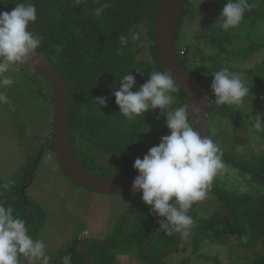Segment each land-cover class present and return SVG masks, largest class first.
<instances>
[{"label": "trees", "instance_id": "trees-1", "mask_svg": "<svg viewBox=\"0 0 264 264\" xmlns=\"http://www.w3.org/2000/svg\"><path fill=\"white\" fill-rule=\"evenodd\" d=\"M200 1L205 0L185 2L175 39L176 55L185 71L206 90L209 100H214L209 81L215 71L228 68L230 72L243 73L241 78L250 87V95L245 97L248 100L246 105L252 103L251 107L248 106L249 110L244 111L210 102L206 110L209 138L216 144L217 138L212 131L216 119L221 117L249 129L251 136L256 134L264 139V126L260 129L254 127V116L264 112V54L258 63L247 69L235 68L229 63L230 60L246 61L264 49V0H247L251 5L250 10L245 11L238 26L229 30H223L218 21L226 0H208L213 11H210L209 17L203 10L199 13V25L190 32L191 43L185 46L176 44L188 18H196L195 12L199 8L196 5L200 6ZM21 2L35 5L37 20L29 25V30L43 38L37 51L51 62L65 83L67 130L78 161L83 168L97 176H137L133 169L135 159H142L151 147L158 145L162 136L170 133L159 109L132 119L119 114L113 92L118 90L120 79L127 73L135 76V91L146 82L152 71H165L153 37V21L160 0H0V12L11 11L16 3ZM103 5L107 7L97 15L96 10ZM134 32L140 34L135 42L131 39ZM121 35L128 36L129 42L121 54H117L120 48L118 37ZM200 45L205 46L206 52ZM57 46L61 49L59 52ZM207 49H213V52ZM20 65L25 68L20 72L21 77L32 86L36 99L47 105L49 122L45 132L37 136L38 147L27 165L22 166L13 178H0V202L6 207L11 206L13 214L26 221L29 235L35 239L45 214L37 203L26 197V193L27 205L24 208L21 188L28 182L39 151L43 150L39 163L45 153L51 152L59 173L61 171L70 177L55 154L52 134L54 96L51 88L29 66ZM177 89L173 93L174 103L180 106L186 103V99L178 84ZM97 97H105L107 106L97 107L93 102ZM261 117L264 123V116ZM222 153L226 167L235 170L241 180L264 189V150L238 153L233 142L232 147L222 150ZM5 184L7 188L3 187ZM134 212L137 211L116 216L111 238L106 241L114 243L112 246L88 243L78 249L79 240H76L63 251L53 254L49 264H63L65 255H71V264H82L86 261V254L90 258L87 264H115L114 253L125 252L131 253L141 264H171L164 262L163 257L151 258L143 251V243L155 221L151 214L131 219L125 239L117 242L123 236L125 218ZM188 215L194 221L188 230L187 246L190 245L192 249L188 255H194L203 262L220 264L216 255L210 257L203 253L204 248L207 251L219 245L228 248L234 245L240 252L249 253V257L246 254L243 259L236 253V262L239 258L241 260L237 264H264V192L252 196L248 192L227 189L217 175L206 198L194 203ZM158 226L147 245L150 254L175 245V233L169 236L164 231H158ZM230 240L233 242L229 243ZM183 250L187 251L186 247ZM190 256L183 259L182 264H190Z\"/></svg>", "mask_w": 264, "mask_h": 264}, {"label": "clouds", "instance_id": "clouds-1", "mask_svg": "<svg viewBox=\"0 0 264 264\" xmlns=\"http://www.w3.org/2000/svg\"><path fill=\"white\" fill-rule=\"evenodd\" d=\"M107 5L96 10L99 15ZM251 5L247 0H226L218 21L223 30L238 26L246 10ZM37 20V9L31 2L16 3L11 11L0 12V89L15 83L9 75L14 64L36 63L37 49L42 37L29 30V25ZM198 27V24L195 25ZM140 38L139 32L131 34L133 42ZM121 54L128 45L129 37H118ZM61 49L57 46V52ZM139 73V72H137ZM210 84L214 100L207 96L201 101L216 105H240L250 95V87L237 73L222 68L212 74ZM134 75L125 74L113 92L119 114L132 119L141 114L159 109L164 115L169 135L162 136L158 145L151 147L143 158H136L133 169L138 175L133 180L131 191L141 193V200L148 207L149 214L157 217V223L165 234L183 231L185 236L194 221L188 215L189 209L206 198L215 177L225 170L222 150L208 136H201L199 124L201 108L185 103L174 106L173 93L177 83L169 71H152L149 78L135 91ZM97 107H106L105 97L93 101ZM6 93L0 90V104H10ZM191 111L194 120H190ZM256 129L264 126L260 115L254 116ZM7 188L8 185H3ZM11 206L0 202V264H20L23 256L28 261L49 264L46 245L43 240L29 235L26 221L13 214ZM246 240V238H245ZM63 264H71V255H65Z\"/></svg>", "mask_w": 264, "mask_h": 264}, {"label": "rangeland", "instance_id": "rangeland-1", "mask_svg": "<svg viewBox=\"0 0 264 264\" xmlns=\"http://www.w3.org/2000/svg\"><path fill=\"white\" fill-rule=\"evenodd\" d=\"M199 4L200 6L196 5L199 7L198 12H195L196 18L194 20L188 18L187 23L181 28L180 41L176 44L183 46L190 44V32H193L195 25L198 24L199 13L203 10L206 12V16L208 13L207 17H209L210 11H213L208 0L200 1ZM200 46L206 52L205 46ZM207 51L213 52V49L212 51L207 49ZM263 54L264 49L246 61L230 60L229 63L233 64L235 68L247 69L258 63ZM21 70L25 71L23 65H12L8 74L15 79V83L0 89L11 101L10 104H0V178L2 179L13 178L19 173L22 166L27 165L28 159L38 147L37 136L45 132L49 122L47 105L36 99L32 86L21 77ZM237 74L243 76V73ZM30 75L32 76V74ZM211 81L212 79L209 81V88ZM244 99L242 104L230 106L234 109L248 111L252 103L246 105L248 100ZM174 106H176L175 103ZM260 116H264V112ZM149 134L152 135V133ZM212 134L217 138L216 144L221 150L230 149L233 142L238 153L248 154L249 151L264 150V139H260L256 134L251 136L249 129L239 124H233L226 118L218 117L216 119ZM152 140L156 141L154 137ZM218 178L226 185L227 189L248 192L252 196L264 192V189L246 184L235 170L227 167L218 174ZM25 193L26 197L37 203L45 214L44 222L35 239L44 241L49 257L63 251L66 246L68 247L76 240L91 239L92 242H98L105 246L113 245L106 241L111 238L110 232L116 216L130 211L148 210L141 200V193L104 195L87 191L75 185L61 171L59 173L55 156L51 152L45 153L42 157L34 173L31 186ZM159 230L163 231L160 226H158ZM188 236H185L181 231L180 247L170 254L163 255L164 262L182 264L183 259L190 256L188 254H191L192 249H190V245L187 246ZM232 242L233 240L229 241V243ZM183 247H186L187 251L183 250ZM206 249L204 248L203 253L210 257L216 255L220 264H237L238 261H241L240 258L243 259L246 254V257H249V253L240 252L234 245L231 248L219 245L213 247L212 250L205 251ZM236 253L240 257L237 262ZM114 254L115 264H141L139 260L132 257L131 253ZM190 257V264H215L213 261H200L194 255ZM20 264H40V261L30 262L21 256ZM242 264L246 263L242 262Z\"/></svg>", "mask_w": 264, "mask_h": 264}, {"label": "water", "instance_id": "water-1", "mask_svg": "<svg viewBox=\"0 0 264 264\" xmlns=\"http://www.w3.org/2000/svg\"><path fill=\"white\" fill-rule=\"evenodd\" d=\"M185 2L186 0H160L153 21V37L162 67L165 71L167 70L171 73L173 79L181 87L185 95L186 103L189 104L190 109L192 106H199L201 108L199 115L200 122L196 125L197 131L201 136L209 137L208 124L206 120V110L209 103L205 101L203 104H201V101L205 96H207L206 90L202 87V85H200L194 76L185 71L181 60L176 55L174 50L179 20ZM35 59L37 61L36 63H33L31 60H29L25 65L29 66L38 75H40L48 83L53 93L54 103L52 134L55 154L67 175L75 184L90 192L104 195L134 194L131 191V185L136 176L113 178L97 176L90 173L80 164L73 151L67 130V102L65 83L60 77L56 68L45 56L37 51V56ZM189 118L190 120L195 119L192 117L191 111L189 112ZM42 151L43 150H40L36 157L34 165L30 171L27 184L21 188V194L24 197V208L27 205L25 190L31 186L32 177L38 166ZM144 214H149V210L137 211L131 213L125 218L123 236L117 241L118 243H121L125 239L129 221ZM153 216L155 217L154 224L151 228L150 235L143 243L142 248L149 257L157 259L163 255L176 251L180 245L181 235L180 233H175L176 241L174 247L165 251H161L157 254H150L147 251V245L154 237L156 227L158 225L157 217L155 215ZM83 243L85 242H79L77 244L79 249H82ZM94 244L98 246H105L98 242H95ZM110 245L112 244H108V246ZM88 262L89 256L86 254V261L82 264H87Z\"/></svg>", "mask_w": 264, "mask_h": 264}, {"label": "flooded vegetation", "instance_id": "flooded-vegetation-1", "mask_svg": "<svg viewBox=\"0 0 264 264\" xmlns=\"http://www.w3.org/2000/svg\"><path fill=\"white\" fill-rule=\"evenodd\" d=\"M180 235H181V234H180ZM79 242H85V243L82 244V247H83V245L88 244L89 242H92V241H91V239H86V240H81V241H79ZM79 242H78V243H79ZM94 243H95V242H92V243H89V244H94ZM94 245H96V244H94ZM78 249H79V248H78Z\"/></svg>", "mask_w": 264, "mask_h": 264}, {"label": "built area", "instance_id": "built-area-1", "mask_svg": "<svg viewBox=\"0 0 264 264\" xmlns=\"http://www.w3.org/2000/svg\"><path fill=\"white\" fill-rule=\"evenodd\" d=\"M182 53V52H181Z\"/></svg>", "mask_w": 264, "mask_h": 264}]
</instances>
